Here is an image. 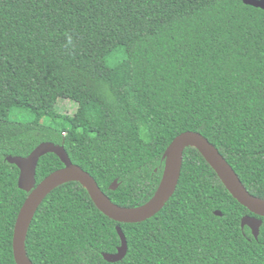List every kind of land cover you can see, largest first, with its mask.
Returning a JSON list of instances; mask_svg holds the SVG:
<instances>
[{
	"label": "trees",
	"instance_id": "1",
	"mask_svg": "<svg viewBox=\"0 0 264 264\" xmlns=\"http://www.w3.org/2000/svg\"><path fill=\"white\" fill-rule=\"evenodd\" d=\"M60 98L90 105L89 121L60 111ZM16 109L34 119H12ZM187 130L264 199V9L243 0H0V264H17L14 227L28 196L8 156L63 145L113 202L137 207ZM63 166L55 153L41 156L37 184ZM245 215L254 213L188 146L174 194L152 217L118 222L80 182H65L36 210L26 250L33 264H264V217L256 238ZM117 225L128 248L110 262L103 254L121 244Z\"/></svg>",
	"mask_w": 264,
	"mask_h": 264
},
{
	"label": "water",
	"instance_id": "2",
	"mask_svg": "<svg viewBox=\"0 0 264 264\" xmlns=\"http://www.w3.org/2000/svg\"><path fill=\"white\" fill-rule=\"evenodd\" d=\"M246 4L264 9V0H243ZM188 146L196 147L207 162L217 172L220 179L230 193L254 215L242 217L241 225H247L252 234L257 238L264 217V199L251 194L243 184L239 175L231 164L221 154L219 149L202 133L187 130L177 135L164 152V170L161 181L154 195L145 204L137 207H123L111 200L101 189L95 178L80 165L72 162L65 147L51 141L41 142L27 156H8L9 162L16 164L20 169L19 186L28 192L16 219L13 235V252L17 264H33L27 255L26 237L34 214L44 198L57 186L69 182H80L89 192L97 207L110 218L118 222H140L159 212L174 194L178 185L183 154ZM55 153L64 166L47 175L40 183L36 182V168L39 159L46 153ZM117 179L110 185L116 189ZM215 214L221 215L220 210ZM121 239V244L114 253H104L107 261L121 260L128 248L126 236L120 225L116 226Z\"/></svg>",
	"mask_w": 264,
	"mask_h": 264
},
{
	"label": "rangeland",
	"instance_id": "3",
	"mask_svg": "<svg viewBox=\"0 0 264 264\" xmlns=\"http://www.w3.org/2000/svg\"><path fill=\"white\" fill-rule=\"evenodd\" d=\"M116 79V75L114 76ZM119 83L123 82L126 79L125 73H121L117 75ZM58 109L62 112H68L73 115L75 121L79 125H83L86 122L89 121L91 117V106L90 105H84L80 107L78 103L70 100V99H64L60 98L58 100ZM10 117L15 120L20 121H27V120H33L34 114L28 110L24 109H16L11 112Z\"/></svg>",
	"mask_w": 264,
	"mask_h": 264
}]
</instances>
